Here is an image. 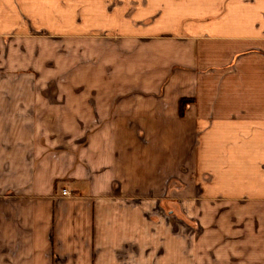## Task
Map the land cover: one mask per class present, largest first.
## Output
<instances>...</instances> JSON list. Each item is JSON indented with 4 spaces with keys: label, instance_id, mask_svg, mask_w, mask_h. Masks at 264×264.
<instances>
[{
    "label": "crops",
    "instance_id": "0c3cea01",
    "mask_svg": "<svg viewBox=\"0 0 264 264\" xmlns=\"http://www.w3.org/2000/svg\"><path fill=\"white\" fill-rule=\"evenodd\" d=\"M0 264H264V0H0Z\"/></svg>",
    "mask_w": 264,
    "mask_h": 264
},
{
    "label": "trees",
    "instance_id": "16d2710c",
    "mask_svg": "<svg viewBox=\"0 0 264 264\" xmlns=\"http://www.w3.org/2000/svg\"><path fill=\"white\" fill-rule=\"evenodd\" d=\"M188 103V101L187 100H182L181 101V107L183 108V107H185V105Z\"/></svg>",
    "mask_w": 264,
    "mask_h": 264
},
{
    "label": "built area",
    "instance_id": "2783aa9c",
    "mask_svg": "<svg viewBox=\"0 0 264 264\" xmlns=\"http://www.w3.org/2000/svg\"><path fill=\"white\" fill-rule=\"evenodd\" d=\"M69 195H70V193L67 190L63 191V196H69Z\"/></svg>",
    "mask_w": 264,
    "mask_h": 264
}]
</instances>
